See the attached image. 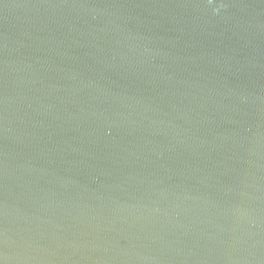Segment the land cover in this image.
<instances>
[{"label":"water","instance_id":"water-1","mask_svg":"<svg viewBox=\"0 0 264 264\" xmlns=\"http://www.w3.org/2000/svg\"><path fill=\"white\" fill-rule=\"evenodd\" d=\"M0 264H264V0H0Z\"/></svg>","mask_w":264,"mask_h":264}]
</instances>
